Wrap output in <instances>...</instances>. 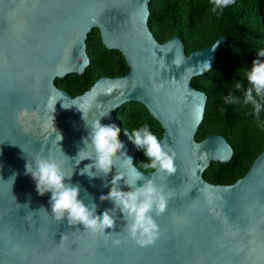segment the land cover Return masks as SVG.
<instances>
[{
    "label": "water",
    "instance_id": "95a60500",
    "mask_svg": "<svg viewBox=\"0 0 264 264\" xmlns=\"http://www.w3.org/2000/svg\"><path fill=\"white\" fill-rule=\"evenodd\" d=\"M152 1L0 0V264H264V149L234 184L213 185L204 172L213 162H230L233 148L220 135L195 139L207 96L192 80L212 69L229 40L219 38L189 55L179 37L158 42L148 27ZM95 29L106 49L121 53L128 71L72 97L56 80L85 74L86 41ZM57 93L63 95L54 109L50 100ZM84 101L93 104L89 122L106 113L100 122L119 126L117 136L134 165L137 148L115 117L132 102L160 124L162 142L175 153L173 174L143 172L169 194L165 212L154 214L160 235L152 245L128 238L119 210H113L115 227L105 230L111 236L57 221L50 193L39 195L25 172L27 160L51 156L73 172L71 182L97 213L113 207L98 194L109 190L123 157L113 160L116 168L107 176L94 171L91 180L80 174L91 161L77 165L88 129L73 104ZM121 188L129 190L122 182ZM115 238L122 242L114 246Z\"/></svg>",
    "mask_w": 264,
    "mask_h": 264
},
{
    "label": "trees",
    "instance_id": "16d2710c",
    "mask_svg": "<svg viewBox=\"0 0 264 264\" xmlns=\"http://www.w3.org/2000/svg\"><path fill=\"white\" fill-rule=\"evenodd\" d=\"M212 8L211 0H154L149 4L148 27L160 43L179 37L187 55L213 45L219 38L229 40L220 45L212 69L194 78L192 85L207 96L204 120L196 133V141L220 135L233 148L231 161L211 163L204 178L213 185H231L248 172L264 149V109L255 114L252 105L244 102L243 89L234 88L237 81H243L247 87L245 70L257 58V52L264 49V0H235L223 12H214ZM86 49L90 63L85 74L56 80L57 86L72 97L83 94L101 78L121 77L128 71L121 53L104 47L98 30L88 35ZM229 93L237 96L239 102L225 103L224 97ZM115 117L130 133L147 125L160 139L162 137L160 124L140 103L124 105ZM142 161L146 158L137 149L135 165L138 169L144 173L154 171L144 169Z\"/></svg>",
    "mask_w": 264,
    "mask_h": 264
},
{
    "label": "clouds",
    "instance_id": "9594fccd",
    "mask_svg": "<svg viewBox=\"0 0 264 264\" xmlns=\"http://www.w3.org/2000/svg\"><path fill=\"white\" fill-rule=\"evenodd\" d=\"M211 2L212 11L223 12L224 9L234 4L235 0H211ZM256 57L252 60L251 67L244 73L247 87L243 81H237L234 88L236 90L243 89L244 102L250 103L254 113L258 115L264 109V102H262L264 101V59L258 58L264 57V49L259 50ZM176 62L179 63V61ZM204 63L210 67L208 61ZM62 95V93H57L50 100L54 109L57 101L62 100ZM224 101L227 104H233L238 103L239 98L229 93L224 97ZM73 105L82 112V118L88 129L87 136L82 141L83 147L78 150L75 157H78L77 165L85 160L91 161V163L80 168V174L89 180L97 176L92 174L94 171L99 173L100 177L107 176L110 168L115 166L113 160L123 157L122 170L115 171L109 181L111 185L109 190L106 193L98 194L100 198L110 200L113 207L105 208L97 213L95 203L91 199L85 202L79 195L81 191L79 185L71 182L73 172L71 175L67 174L51 156L38 155L33 161H26L25 172L35 181L37 193L41 196L50 193L51 214L57 221L66 218L69 225L79 222L85 230L93 234L111 236L113 231L106 232L105 230L115 227L116 217L113 210H119L126 222L124 227L129 239L141 247L154 244L160 235L155 215L165 212L169 194H166L164 189L151 179V176L146 177L133 164V158L127 154L124 142L117 136V132L120 130L119 126L110 120L100 122V118L106 116V113L89 122L86 119V113L93 108V104L84 101L81 104ZM73 105L65 106L63 104L62 106L69 108ZM125 135L138 150L142 151L146 158V161L140 162L144 169L154 170L156 173L164 172L169 175L176 171L175 153L172 148L162 142L147 125L135 129L131 133L125 130ZM62 139L63 137L59 133V141ZM89 169L93 171L90 172ZM138 181H143V183L138 185ZM121 182L128 186L129 190H122ZM121 242L119 238L112 239L114 246Z\"/></svg>",
    "mask_w": 264,
    "mask_h": 264
}]
</instances>
